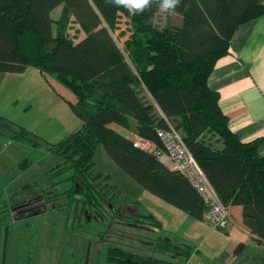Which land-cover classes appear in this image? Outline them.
Here are the masks:
<instances>
[{
  "label": "trees",
  "instance_id": "trees-1",
  "mask_svg": "<svg viewBox=\"0 0 264 264\" xmlns=\"http://www.w3.org/2000/svg\"><path fill=\"white\" fill-rule=\"evenodd\" d=\"M60 6L55 20L51 14ZM159 10V0H151L141 12L118 6L115 0H0V74L35 67L54 75L74 95L68 103L82 123L65 140L51 144L0 118V135L35 151L44 146L62 158L61 164L44 172L43 179L10 196L0 192V228H9L15 221L12 209L16 205L38 197L46 205H55L51 210L64 214L71 233L84 230L80 225L94 223L110 234L113 223L123 240L129 237H124L128 231L132 240L138 232L157 237L151 248L137 239L132 243L140 242L141 247H107V263L188 264L195 246L169 238L162 223L140 202L123 196L110 175L94 171L97 147L103 145L138 185L203 221L207 208L191 182L152 153L136 148L130 139L133 132L162 147L157 130L173 125L182 132L222 203L230 211L241 207L244 227L256 236L257 244H264L262 140L240 141L220 109L219 93L208 85L216 63L232 54L236 28L262 15L264 0H181L176 10L179 23L163 29L156 26ZM72 18L85 34L77 43L68 33ZM116 32L125 39L123 48L114 37ZM142 86L164 117L140 97ZM206 131L219 138L220 148L205 139ZM35 162L30 155L20 169L27 170ZM87 211L88 215L96 211L102 221L88 223ZM145 248L166 258L146 253Z\"/></svg>",
  "mask_w": 264,
  "mask_h": 264
},
{
  "label": "rangeland",
  "instance_id": "rangeland-1",
  "mask_svg": "<svg viewBox=\"0 0 264 264\" xmlns=\"http://www.w3.org/2000/svg\"><path fill=\"white\" fill-rule=\"evenodd\" d=\"M61 11L62 6L53 11L52 17L57 20ZM161 11L156 24L158 28L164 26L166 21V13L164 10ZM175 16L176 14L171 15V18ZM178 17L168 20L172 25H176L179 23ZM122 18L124 22L127 21L125 17ZM125 29L126 25L122 24L121 30ZM68 33L76 43L85 37L73 18ZM119 33L116 32L114 37L123 48L125 39L118 36ZM68 91L59 84L54 75H45L35 67H28L23 73H2L0 74V118L28 129L51 144H58L78 130L82 124L69 106V95L72 97L74 95ZM178 132L183 136L181 131ZM205 134V139L216 147L219 138L212 136L208 131ZM30 155L36 158L34 166L27 170L20 169V163ZM94 160V171L110 175L112 183L118 186L123 196L130 200L137 199L146 209H159L153 203L159 198L138 185L115 164L103 145L97 147ZM164 161L169 163L167 158H164ZM61 163L62 158L49 153L44 146H40L35 151L29 146L14 142L6 135H0V192L10 196L27 184L43 179L44 172L48 168ZM174 209H176L174 213L159 211L164 215L163 228L174 238L180 236L185 240L184 237H188L187 234L190 233L187 220L193 218L177 208ZM47 210L49 211L47 214L31 217L28 220L18 214L9 228H0V264H107V247L111 245L122 247V244L141 247L140 242H137L138 246L136 242L132 243L135 239H130L132 234L129 231L127 233L124 230L127 234L124 237H129L123 240L115 231L113 223L110 234H107L100 224L94 223L88 227L80 225L84 230L71 233L66 228L68 219L61 211L51 210V205H47ZM144 235L138 232L134 237L146 238ZM190 238L198 248L191 260L192 264H224L229 260L228 255H232L234 251V245L229 240L226 230L217 229L208 232L206 230L205 235H202L200 229L198 232L194 231ZM130 249L135 250V248ZM145 249L146 253L166 258L152 249L150 251Z\"/></svg>",
  "mask_w": 264,
  "mask_h": 264
},
{
  "label": "crops",
  "instance_id": "crops-1",
  "mask_svg": "<svg viewBox=\"0 0 264 264\" xmlns=\"http://www.w3.org/2000/svg\"><path fill=\"white\" fill-rule=\"evenodd\" d=\"M161 10L160 8L156 15V24L158 16L162 12ZM164 12L166 13L165 25L159 27V29L172 25L170 20L179 16L176 15L171 18L168 12ZM231 45L232 54L216 63L208 78V85L213 91L219 93V106L223 114L228 118L232 132L237 135L242 143H250L261 139L259 155L264 157V13L238 26L233 33ZM69 96L70 100L73 101L74 97L72 95ZM140 97L147 104L154 106L157 116L164 117L153 97L144 86L140 88ZM116 128L119 130L118 127ZM220 147L221 143L218 141L216 148ZM164 158L169 159V163L164 161ZM160 161L169 169L174 170L173 162L169 157L164 156ZM132 201L138 200L133 199ZM153 203L159 209H146L140 202L142 207L151 212L162 225H164V215L159 211L163 210L164 213L176 212L175 207L163 200L161 201V199H155ZM165 209H168V211ZM231 214V221L225 230L229 240L234 245V251L232 255H228L229 260L224 264H264V244H257L256 236L244 227L242 208H231ZM187 221L188 226L190 225V233L187 234L188 237L184 238L189 244H193L196 247L197 252V246L190 241L194 231L198 232L201 229V234L205 235L206 230L208 232L217 229H214L205 220L188 219ZM163 229L167 236L174 239L165 228ZM178 238L183 239L180 236ZM246 251H250V254L246 253ZM194 254L188 264H192L191 260Z\"/></svg>",
  "mask_w": 264,
  "mask_h": 264
},
{
  "label": "built area",
  "instance_id": "built-area-1",
  "mask_svg": "<svg viewBox=\"0 0 264 264\" xmlns=\"http://www.w3.org/2000/svg\"><path fill=\"white\" fill-rule=\"evenodd\" d=\"M162 147L136 133H130L134 146L142 151L152 153L158 159L167 156L173 162V168L183 174L199 193L207 211L204 220L214 229H226L231 221V211L221 201L214 187L205 176L195 157L187 148L182 135L173 127L157 130Z\"/></svg>",
  "mask_w": 264,
  "mask_h": 264
},
{
  "label": "flooded vegetation",
  "instance_id": "flooded-vegetation-1",
  "mask_svg": "<svg viewBox=\"0 0 264 264\" xmlns=\"http://www.w3.org/2000/svg\"><path fill=\"white\" fill-rule=\"evenodd\" d=\"M28 202H29V205L24 206ZM51 207L55 208V205H52ZM12 211H13V214L15 217L19 214L23 219L30 217L37 212L41 213V215H45L49 212L47 210V205L45 203V200L43 198H38V197L32 199L31 201H27L25 203L16 205L12 209ZM126 211L132 213V212H134V209L133 208H128V209L126 208ZM84 217H86V221L88 223H90L92 220L96 221V222L102 221V218L100 217L99 213H96V211L93 214L91 213L90 215H88V211H87ZM77 218L81 219L80 216ZM28 219H30V218H28ZM28 219H25V220H28ZM129 225L134 226V224H132V223H129ZM149 235H144L146 238H143V236H140L139 238H136V237H133V238L137 239V240H141L142 242L146 243L147 248L148 247L151 248V247H154V245L156 244L155 241H156L157 237L155 235H150V236ZM165 240H167L166 237H165ZM107 264H122V263L116 261V262H108ZM128 264H130V263H128Z\"/></svg>",
  "mask_w": 264,
  "mask_h": 264
},
{
  "label": "clouds",
  "instance_id": "clouds-1",
  "mask_svg": "<svg viewBox=\"0 0 264 264\" xmlns=\"http://www.w3.org/2000/svg\"><path fill=\"white\" fill-rule=\"evenodd\" d=\"M151 0H115L118 6H123L134 12L143 11ZM181 0H159V7L168 12L169 15H175Z\"/></svg>",
  "mask_w": 264,
  "mask_h": 264
},
{
  "label": "water",
  "instance_id": "water-1",
  "mask_svg": "<svg viewBox=\"0 0 264 264\" xmlns=\"http://www.w3.org/2000/svg\"><path fill=\"white\" fill-rule=\"evenodd\" d=\"M79 191H80V190H79V187L77 186L76 192L79 193ZM24 206H27V205H24ZM39 215H41V213H38V212H37V213H35L34 215H32V216H30V217H27V218H24V219H28V218L35 217V216H39Z\"/></svg>",
  "mask_w": 264,
  "mask_h": 264
}]
</instances>
